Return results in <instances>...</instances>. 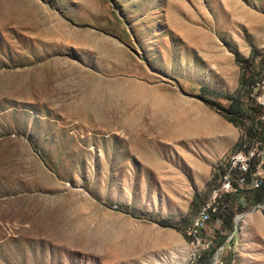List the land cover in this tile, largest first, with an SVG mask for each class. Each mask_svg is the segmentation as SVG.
<instances>
[{
	"label": "rangeland",
	"instance_id": "rangeland-1",
	"mask_svg": "<svg viewBox=\"0 0 264 264\" xmlns=\"http://www.w3.org/2000/svg\"><path fill=\"white\" fill-rule=\"evenodd\" d=\"M252 47L264 0H0V264H192L246 140L203 90ZM233 195L193 264H264V199Z\"/></svg>",
	"mask_w": 264,
	"mask_h": 264
},
{
	"label": "trees",
	"instance_id": "trees-1",
	"mask_svg": "<svg viewBox=\"0 0 264 264\" xmlns=\"http://www.w3.org/2000/svg\"><path fill=\"white\" fill-rule=\"evenodd\" d=\"M236 63L240 68V75L238 87L232 94L223 96L207 89L203 90L205 94H209L213 98L223 97L227 99L229 105L224 107L220 102H216L215 99H203L210 108L214 109L221 116H223L225 120L235 125L246 135V140H243V138L239 139L234 146V150L236 152H240L246 151V148L250 145V143L255 142V137L260 135L261 122L259 117L263 112V107L256 102L255 96L259 92L255 90V83L257 78L261 80L264 77V50L252 48L250 50V55L247 58L237 57ZM225 173V170H222L219 167L216 168L211 182L215 184L219 176H224ZM214 186L218 187L219 185ZM214 186H212V188ZM239 192L241 193V191H237L236 193ZM250 192L251 199L254 203L262 202L264 199V179L258 189L251 190ZM232 195H222L221 198H223V206L219 207L216 214L223 213L226 209V205H224L226 199L232 197ZM235 196L238 197L239 194ZM195 201H197L196 195L193 197L192 204ZM223 220L225 225L224 227L231 228V214L229 212L226 213V217H224ZM160 225H165V222H160ZM222 242L223 239H220L217 244L220 245Z\"/></svg>",
	"mask_w": 264,
	"mask_h": 264
},
{
	"label": "built area",
	"instance_id": "built-area-1",
	"mask_svg": "<svg viewBox=\"0 0 264 264\" xmlns=\"http://www.w3.org/2000/svg\"><path fill=\"white\" fill-rule=\"evenodd\" d=\"M255 90L259 92V81L255 83ZM255 99L263 107L258 101V94L255 96ZM259 120L261 122L260 135L255 137V142L250 143L246 148V157L241 161L242 169H236L234 172L231 178L232 187L227 188L226 195H232L237 191L256 190L264 179V107ZM248 157H257L256 167H248ZM222 199L214 198L212 208H207L206 215L203 216V220L197 226L195 232H189V238H192V249L189 250L188 260H191L192 264L212 245V240L207 236H204V243H196V233H203L210 222L212 214L217 213L219 207L223 206Z\"/></svg>",
	"mask_w": 264,
	"mask_h": 264
},
{
	"label": "bare ground",
	"instance_id": "bare-ground-1",
	"mask_svg": "<svg viewBox=\"0 0 264 264\" xmlns=\"http://www.w3.org/2000/svg\"><path fill=\"white\" fill-rule=\"evenodd\" d=\"M259 102L264 106V81L259 84ZM246 157V151L236 152L234 155L227 160V164H230L231 168L224 174L223 185L221 188L214 190L213 192V201L207 205H205L202 210L199 212V216L196 221V226L200 224L203 220V216L206 215L207 208H212L214 198H221V193L227 187H232V176L236 169H242V162ZM257 165V157H248V167H256ZM238 220V219H237ZM189 258V257H188Z\"/></svg>",
	"mask_w": 264,
	"mask_h": 264
},
{
	"label": "crops",
	"instance_id": "crops-1",
	"mask_svg": "<svg viewBox=\"0 0 264 264\" xmlns=\"http://www.w3.org/2000/svg\"><path fill=\"white\" fill-rule=\"evenodd\" d=\"M252 48H256V47H252ZM258 48V47H257ZM250 55V52H249V54H248V56ZM247 56V57H248ZM246 57V56H245ZM245 57H243V58H245ZM246 57V58H247ZM239 75H240V71H239ZM239 75H238V77H237V80H236V88L235 89H237V87H238V80H239ZM217 167H219V166H217ZM227 188H231V187H227ZM227 188H225L224 190H223V193H227ZM216 190V189H215ZM223 195V194H222Z\"/></svg>",
	"mask_w": 264,
	"mask_h": 264
},
{
	"label": "water",
	"instance_id": "water-1",
	"mask_svg": "<svg viewBox=\"0 0 264 264\" xmlns=\"http://www.w3.org/2000/svg\"><path fill=\"white\" fill-rule=\"evenodd\" d=\"M221 249H222V247L219 250H221ZM216 257H217V255H215V258L214 259H216Z\"/></svg>",
	"mask_w": 264,
	"mask_h": 264
}]
</instances>
